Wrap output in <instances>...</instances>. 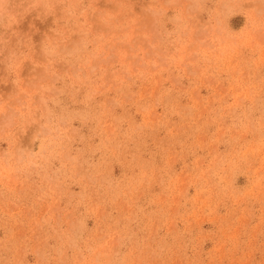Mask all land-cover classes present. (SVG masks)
<instances>
[{"label":"rangeland","instance_id":"1","mask_svg":"<svg viewBox=\"0 0 264 264\" xmlns=\"http://www.w3.org/2000/svg\"><path fill=\"white\" fill-rule=\"evenodd\" d=\"M0 264H264V0H0Z\"/></svg>","mask_w":264,"mask_h":264}]
</instances>
